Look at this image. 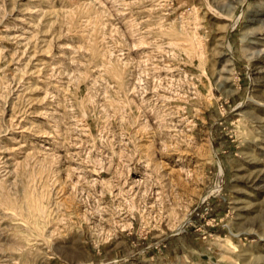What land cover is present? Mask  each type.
I'll use <instances>...</instances> for the list:
<instances>
[{
	"label": "rangeland",
	"instance_id": "1",
	"mask_svg": "<svg viewBox=\"0 0 264 264\" xmlns=\"http://www.w3.org/2000/svg\"><path fill=\"white\" fill-rule=\"evenodd\" d=\"M253 32L264 0H0V186L47 209L0 264H264L239 166L255 150L264 191Z\"/></svg>",
	"mask_w": 264,
	"mask_h": 264
},
{
	"label": "bare ground",
	"instance_id": "2",
	"mask_svg": "<svg viewBox=\"0 0 264 264\" xmlns=\"http://www.w3.org/2000/svg\"><path fill=\"white\" fill-rule=\"evenodd\" d=\"M238 21H239V17L233 21V25H232L230 30H233L235 28ZM260 35L264 36V34H262V33L257 34L255 32H253L252 33V40H254V41H252L248 46L253 47V48L260 46L257 42H255V40H257ZM229 52H230V49H229ZM254 53H256V52H254ZM262 60H264V57L262 58ZM259 114L258 113H256V114L250 113V114H248V116L252 119L251 121H252V125H253V133L255 135L256 143L257 142H263L264 143V118H262ZM256 143H254V144H256ZM239 155H240L239 166H240L241 171L244 170V173H245V176H244L245 180L243 181V184L245 187H244V191L242 193L243 201H241V202H243V212L245 214V215L244 214L243 215L245 217L264 218V196H263L264 191L261 188V182H262V178H263V171L261 169V159L255 154V150H253V149L244 148L240 152ZM133 182H134L135 187H139L140 185L143 184V182L141 180H138L135 178H134ZM1 186H0V188H2ZM3 187H5V186H3ZM5 188L0 189V190H2V193L0 192L1 193V200H0V207L1 208L0 209L3 210V214H2L3 217H0V220L1 221L3 220V222L7 221V220L10 221L11 228L8 229V232H12V233L7 234L6 236L9 240H10V238H9L10 235L13 236V238H11L12 243H10V244L8 243L9 245L8 244H4V245L0 244V252L6 253V251H11V253L21 252L22 254H24V252H25L26 254L27 253L30 254L32 249L30 248L31 247V243H30L31 240L29 239L30 238L29 236L31 235V233H33L35 231H37V232L40 231L39 224L36 222L38 219L41 221L42 220L45 221L43 219V218H45V216L44 217H40V216L38 217L37 215H40V214H37V213H41V215H45V214L47 215V209H46V207L43 206V203H42L43 197H41V199L38 200L37 208L35 210V209H32V207H30L29 205H26L23 207L18 202V199H16L13 195H11V193L9 191H7ZM35 203H36V201H35ZM33 207H35V206H33ZM30 218H32L34 220L32 223L30 222ZM189 218L186 219L181 224V226L179 228L180 230H182V228L186 224V222L189 221ZM178 230H177V232H178ZM2 232H3V230H2ZM2 232L0 233L1 235L3 234ZM5 232H7V230ZM40 237H46V236L41 235ZM0 241H1V239H0ZM13 254H15V253H13ZM8 257H11V255L8 256L5 254V255L1 256V258H6V259Z\"/></svg>",
	"mask_w": 264,
	"mask_h": 264
}]
</instances>
